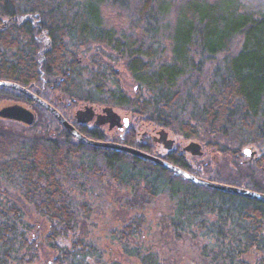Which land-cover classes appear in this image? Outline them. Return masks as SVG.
Wrapping results in <instances>:
<instances>
[{
    "label": "trees",
    "instance_id": "obj_1",
    "mask_svg": "<svg viewBox=\"0 0 264 264\" xmlns=\"http://www.w3.org/2000/svg\"><path fill=\"white\" fill-rule=\"evenodd\" d=\"M109 1L125 5L137 32L118 34L103 26L99 6ZM168 5L167 0H0V79L27 86L53 99L60 108L59 98L118 106L137 118L164 125L184 139L197 136L195 126H205L200 143L206 148L217 153L229 150L236 162L246 157L242 150L248 146L259 158L250 165L253 173L231 176L228 172L226 177L207 174L206 161L201 176L264 192V179L257 175L264 171V15L235 13L223 2L186 0L168 32L167 47L157 34L158 17ZM236 35H241V44L230 53ZM91 43L108 49L106 57L124 62L135 83L133 93L106 88L105 68L109 69L110 58L95 53L87 65L81 64L77 49ZM167 48L169 53L164 55ZM218 53L223 55L209 76L202 101L195 102L193 113L185 116L187 98L183 94L181 99L179 80L186 83L191 71ZM0 94L28 99L3 85ZM35 106L38 114L33 125L0 126V264H31L38 258L40 231L22 219L30 208L47 221L43 238L53 255L44 264L87 263L85 257L97 251L95 244L79 236L70 245H62L57 238L74 231L80 213L87 215L82 201L67 186L83 189L96 173L90 163L98 160L119 184L130 185L132 205L148 203L158 188H167L176 198L171 215L176 230L184 229L182 221L195 222L204 211L217 210L225 222L233 220L236 211L237 219L244 221L235 224L240 228L248 225L245 249L260 250L256 264H264V201L199 185L128 152L82 142L62 126H48L56 120ZM79 129L91 139H105L97 128ZM217 137L235 147L220 145ZM170 158L191 171L186 160ZM211 197L223 201L225 209L212 204ZM80 226H84L83 220ZM139 227L140 219H134L124 224L121 233L127 237ZM202 254L209 263L234 264L237 260L229 249L223 255L218 253L222 263L208 250ZM97 255L99 261L101 255ZM132 255L144 264H157L151 250L142 253L135 249Z\"/></svg>",
    "mask_w": 264,
    "mask_h": 264
},
{
    "label": "rangeland",
    "instance_id": "obj_2",
    "mask_svg": "<svg viewBox=\"0 0 264 264\" xmlns=\"http://www.w3.org/2000/svg\"><path fill=\"white\" fill-rule=\"evenodd\" d=\"M167 1H169V5L166 7L165 12L158 17L160 27L157 35L159 40L168 47V32L171 31L178 16V9L186 0ZM205 1L208 3L223 2L227 6H232L235 13L248 11L255 16L264 15V0ZM124 6L121 3H112L110 1L99 6L102 23L105 28L112 29L118 34L138 31V29L132 27V15L128 13L129 10H126ZM240 44L241 35H236L229 49L230 53L235 52ZM168 50L169 48L165 50L164 55L169 53ZM107 51L108 49L91 43L77 49V56L81 58V64L87 65L95 53H101L106 57ZM222 55V53H218L213 58L204 59L195 72L191 71V77L186 83L179 80L177 88L181 91V99L187 98V102L184 103L185 116H190L191 112L193 113V104L195 102L202 101V92L208 87L209 76L210 74L212 76L214 67ZM106 58H110L109 60L111 61L109 69L105 68V74L107 75L105 80L106 88L119 89L127 94L133 93L135 91V83L124 62L118 58L115 59L112 55H108ZM183 94L185 95L184 97H182ZM10 103H19L31 109V106L22 99H13L0 94V105ZM113 107L122 114L125 112L124 109L118 106ZM18 122L11 123L7 119L0 117V126L7 128L19 127ZM195 127L198 137L196 136L193 139L201 142L200 136L204 135L205 126ZM145 128L143 126L140 131ZM217 138L220 145H226L230 149L235 147L229 140L222 137ZM176 139L177 146L178 144L180 146L182 144L185 145L189 141V139L181 138L180 135ZM186 158L191 168V171H189L198 176H201L200 173L203 175V163L206 161L209 162L206 169L207 174L210 175L214 174V172L223 177H226V174L228 176V172L232 173L231 176H236L238 172L246 175L249 172L253 173L250 167L253 164L251 156L242 157V159L234 162L229 150L217 153L212 150V147H208L204 149V154L191 157L188 153ZM74 162L72 161L69 167H72ZM90 165L96 169V173L85 182L86 186L83 189L67 186L69 191L76 196V199L82 201L80 203L86 208L87 215L84 216L80 213L74 233L70 232L67 237L57 238V242L62 245H70L71 241L79 236L85 242L95 244L98 252L87 255L85 257L86 264H100V262H103V264H144L140 261L139 256L132 255L135 249L142 253L151 250L157 256V264H215L216 262L209 263L203 257L202 252L206 250L209 251V254L214 253L218 261L222 263L224 262L223 257L219 256L218 253L223 255L227 249L236 256L237 260L235 263L233 262L234 264H241L242 260V262L247 264H256L257 258L260 256V250L254 247L245 249L244 233L248 231V225L245 224L240 228L235 224L238 220L244 221L237 219L236 211L233 212V220L230 218L226 222L219 217L217 210L214 212L204 211L199 214L195 222L187 223V221H182L181 226L184 229L176 230L175 227L177 226L171 218L176 209V198L170 196L167 188H158L156 195L148 203L141 206L132 205L130 185L119 184L113 178L112 171L101 160L92 161ZM124 166L122 165V168ZM70 172L73 173V168H71ZM257 175H261L264 179L263 170L262 172L257 171ZM217 181L229 183L224 180ZM8 189L9 191L11 190L10 188ZM209 201L223 210L225 209L223 201L215 197L209 198ZM25 212L24 217H22L24 222L34 224L40 231V234H38V242L40 243L38 246V258L31 264H44L53 255L52 250L47 247L43 238L47 226L46 218L35 214L31 208ZM138 218L140 219L138 232L125 237L121 233L124 224ZM81 220H83L84 226H80ZM218 239L221 241L220 245L217 242ZM98 253L101 255L99 261H97L99 259ZM224 260L226 261V259ZM10 264L24 263L11 262Z\"/></svg>",
    "mask_w": 264,
    "mask_h": 264
},
{
    "label": "water",
    "instance_id": "obj_3",
    "mask_svg": "<svg viewBox=\"0 0 264 264\" xmlns=\"http://www.w3.org/2000/svg\"><path fill=\"white\" fill-rule=\"evenodd\" d=\"M0 85L8 86L18 90L19 92L23 93L26 97L30 98L32 101L40 104L43 108L49 111L57 121L62 125L65 131L75 137L76 139L91 144L95 146H101L105 148H113L117 150H122L124 152H128L131 155L137 156L144 160H148L153 162L161 167L168 169L174 174H177L189 181H192L196 184L212 187L218 190H222L225 192L238 194L241 196H246L252 199L264 201V192L254 190L251 188H247L240 185L224 183L220 181L210 180L202 176H198L187 169H184L167 159L158 156L156 154H152L150 152L144 151L140 148L127 145L120 142H113L108 140H94L87 137L85 134L80 132L72 123H70L62 113L51 103L40 97L38 94L34 93L31 89L27 86H24L16 81L0 79ZM77 119L81 121H89L95 115L92 106H86L84 109L77 111L76 113ZM0 117L6 119H12L16 121L23 122L25 124H32L35 120L34 112L19 103H10L4 104L0 106ZM111 119V123L119 122V114L116 113L111 106L103 107V113H97L95 115V122L96 123H103ZM126 121V118H125ZM158 141L162 142L165 147H171L174 139L167 138V132L164 128L158 131V135L156 137ZM183 150L187 151L190 155H201L202 154V145L197 140L189 139V141L183 146ZM243 154L251 156L255 153V150L251 147H244L242 150Z\"/></svg>",
    "mask_w": 264,
    "mask_h": 264
},
{
    "label": "flooded vegetation",
    "instance_id": "obj_4",
    "mask_svg": "<svg viewBox=\"0 0 264 264\" xmlns=\"http://www.w3.org/2000/svg\"><path fill=\"white\" fill-rule=\"evenodd\" d=\"M0 21H1V19H0ZM29 89H31V88H29ZM34 93H36V92H34ZM39 96L42 97L41 95H39ZM42 98L45 99L46 101H48L49 103H51L52 105H54L62 113V115L70 123H72L80 132H82L79 129L81 127H87L89 129H93V128L96 129L97 128V129L102 131V135L105 138L104 140L113 141V142H120V143H124L127 145H131V146L140 148L144 151L150 152L152 154H156L158 156H161V157L167 159L168 161H170L171 156L181 157L182 159L186 160V162L188 163L187 158H186L188 152L183 150L184 144H182L181 146L179 144H178V146L176 145V142H177L176 137L179 135L175 134L170 128H168L164 125H158V124L154 123L152 120H144V119L137 118V116L133 115L131 112H128L127 110H124L125 112L122 114L117 109H115L113 106H111L112 109L116 113L119 114V122L111 123L112 122L111 119H108L107 121H105L103 123H96L95 122V115L97 113L102 114L103 113V107L110 106V105L95 103V102H89V101H82V100H79L77 102L75 99L66 102V100H62L59 98L60 102L63 104V106L60 108L59 106H57V102L54 101L53 99H51V98L46 99L44 97H42ZM25 102H27L28 105L31 106V110L34 112L35 118H36L37 114H38V109L36 108L35 104L39 105L40 107H42V106L40 104L32 101L30 98L25 100ZM89 105L92 106L94 113H95L93 118L89 121L78 120L77 115H76L77 111L82 110L86 106H89ZM0 106H2V105H0ZM43 109H45V108H43ZM47 112H49V111H47ZM67 113H69V114H67ZM52 117L56 120V122L51 123L48 126H62L53 115H52ZM125 118H126V121H125ZM7 120H9V119H7ZM10 120H12V119H10ZM13 121H16V120H13ZM18 124L20 126H31V125H33V123L32 124H25V123L20 122V121L18 122ZM143 126L146 128L143 129L142 131H140V129ZM162 128H164V130L167 132V138H170V137H172V139L174 138V142L170 148L165 147L164 144L162 142L158 141V139L156 138L158 135V131ZM83 134H85V133H83ZM201 145H202V154H203L206 146L202 143H201ZM193 156H200V155H193ZM251 157L253 158L252 159L253 161L255 160V162L259 158L258 154H256V153H254L253 156L251 155ZM205 163L206 162L203 163V167L205 166ZM188 166L190 167L189 163H188ZM262 168L264 169V161L262 162Z\"/></svg>",
    "mask_w": 264,
    "mask_h": 264
}]
</instances>
